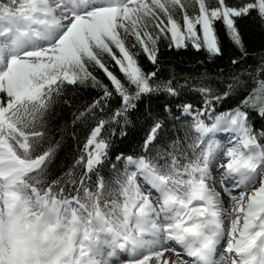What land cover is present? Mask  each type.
<instances>
[{
	"label": "snow or ice",
	"instance_id": "obj_1",
	"mask_svg": "<svg viewBox=\"0 0 264 264\" xmlns=\"http://www.w3.org/2000/svg\"><path fill=\"white\" fill-rule=\"evenodd\" d=\"M250 31L264 0H0V264H264Z\"/></svg>",
	"mask_w": 264,
	"mask_h": 264
},
{
	"label": "trees",
	"instance_id": "obj_2",
	"mask_svg": "<svg viewBox=\"0 0 264 264\" xmlns=\"http://www.w3.org/2000/svg\"><path fill=\"white\" fill-rule=\"evenodd\" d=\"M247 38L254 45H259L261 41L264 40V37H261L259 33L254 32V31H250L247 35ZM175 59L177 61H180V60L188 61L191 59V57L189 55H184V56H176Z\"/></svg>",
	"mask_w": 264,
	"mask_h": 264
}]
</instances>
